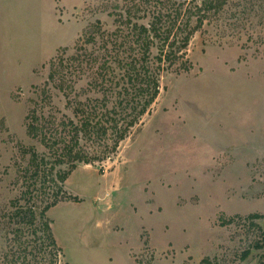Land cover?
Segmentation results:
<instances>
[{"label": "rangeland", "instance_id": "1", "mask_svg": "<svg viewBox=\"0 0 264 264\" xmlns=\"http://www.w3.org/2000/svg\"><path fill=\"white\" fill-rule=\"evenodd\" d=\"M157 1L205 0H0V264H11L16 226L6 217L29 182L22 150L46 151L27 134V115L77 122L68 102L102 98L106 40L126 35L128 19L146 23ZM222 1L190 39V70L162 74L151 113L118 152L78 164L64 184L80 202L47 214L62 250L55 264H264V0ZM53 191L48 183L32 199Z\"/></svg>", "mask_w": 264, "mask_h": 264}, {"label": "trees", "instance_id": "2", "mask_svg": "<svg viewBox=\"0 0 264 264\" xmlns=\"http://www.w3.org/2000/svg\"><path fill=\"white\" fill-rule=\"evenodd\" d=\"M223 3L222 0H205L201 6L184 7L183 2L173 7L169 1H157L154 6L148 2L146 23L128 19L121 24L129 30L126 35L116 44L106 40L113 47L104 46L103 62L97 68L101 76L97 87L102 98L68 102L74 108L77 122L46 120L42 123L34 110L27 115V134L39 139L46 151L38 154L33 149L22 150L29 155L24 170V177H28L29 182L21 196L11 202L12 212L6 217L9 224L16 226L12 230L16 246L15 249L10 246L6 253L7 262L27 264L28 256H48L54 262L50 264L57 262L62 250L53 236L47 214L61 202H80L77 197L64 192V184L78 164L103 162L118 152L120 143L130 131L143 116L151 113V107L161 92L162 74L171 71L175 65L183 72L190 70L191 65L188 66L184 60L190 39L202 28L206 13L219 9ZM193 17L195 26L190 28ZM130 42L133 45L130 46ZM91 61H96V58L92 57ZM51 81L52 73L49 75ZM86 142L97 145L99 149L88 151L83 146ZM66 165L68 169L59 168ZM48 183L55 188L49 199L33 201V193L42 195L41 191ZM249 218L259 219L260 216ZM228 223L231 221L223 224ZM25 232L36 236L38 246L30 248L26 240L21 241ZM249 254L245 252L243 258Z\"/></svg>", "mask_w": 264, "mask_h": 264}]
</instances>
